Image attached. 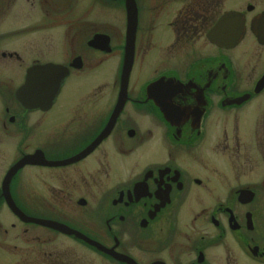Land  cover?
<instances>
[{"label":"flooded vegetation","instance_id":"flooded-vegetation-1","mask_svg":"<svg viewBox=\"0 0 264 264\" xmlns=\"http://www.w3.org/2000/svg\"><path fill=\"white\" fill-rule=\"evenodd\" d=\"M133 2L0 0V262L264 264V0Z\"/></svg>","mask_w":264,"mask_h":264},{"label":"water","instance_id":"water-1","mask_svg":"<svg viewBox=\"0 0 264 264\" xmlns=\"http://www.w3.org/2000/svg\"><path fill=\"white\" fill-rule=\"evenodd\" d=\"M131 3V5H133L132 0H129V4ZM133 8V6H132ZM131 12V8L129 7V15ZM234 14L232 12H228L226 14L223 15L222 17V23H225L227 20L231 19V17ZM219 22L221 23V21L219 20ZM219 23V24H220ZM223 37L224 36H229V34H226V28L223 27ZM238 34V33H237ZM209 36H214V30L210 33H208ZM133 43H134V29H130L127 32V38H126V46H125V60H124V65H123V70H122V79H121V92L119 95V100L118 103L116 105V109L114 111V113L119 110V108H121L123 100H124V96H125V88H126V83H127V79H128V74H129V68H130V64L132 62V58H133ZM225 44V42H224ZM154 85V84H153ZM151 85L150 87H148V90H150L152 88ZM14 173H6L5 179L3 181V192H4V197L6 199V202L8 203L9 207L15 211L21 218L25 219L24 214H22V212L15 206L13 200L10 197V194L8 193V182L10 180V178L12 177ZM69 232V231H68ZM88 242H90L91 244H94L96 247L102 249V250H106L104 247H102L101 245H99L98 243L92 241V240H88Z\"/></svg>","mask_w":264,"mask_h":264},{"label":"rangeland","instance_id":"rangeland-1","mask_svg":"<svg viewBox=\"0 0 264 264\" xmlns=\"http://www.w3.org/2000/svg\"><path fill=\"white\" fill-rule=\"evenodd\" d=\"M116 61L115 59H112V63H111V66L113 67L115 65ZM151 71V60H145V62L143 63V66L142 67H139V65L137 66H134L133 68V72H132V75L131 76V80L132 82H135L136 85L138 87L142 86L145 82V80L147 79L146 78V74H148L149 72ZM110 75H112V71H111V68L109 66V73ZM107 81V84L109 86V92L111 95H113V76H109L106 78ZM21 176H27L26 173H23ZM22 178V177H21ZM21 182H22V179H21ZM4 211L1 210L0 211V217H4L5 215L3 214ZM6 224L5 227L9 230L10 229V226H9V222H5ZM21 232H19L18 229H15V230H11V232L7 235V236H1L0 235V242L4 243V242H10V243H17L18 245H22V239H21ZM21 239V241H20ZM13 259H16V258H13ZM11 262V259L10 258H3L2 259V262H0V264H10Z\"/></svg>","mask_w":264,"mask_h":264}]
</instances>
